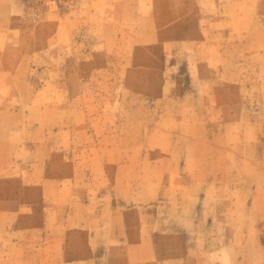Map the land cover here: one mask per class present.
<instances>
[{"label":"rangeland","instance_id":"374dc122","mask_svg":"<svg viewBox=\"0 0 264 264\" xmlns=\"http://www.w3.org/2000/svg\"><path fill=\"white\" fill-rule=\"evenodd\" d=\"M0 264H264V0H0Z\"/></svg>","mask_w":264,"mask_h":264}]
</instances>
